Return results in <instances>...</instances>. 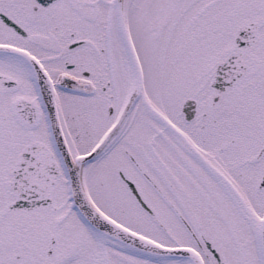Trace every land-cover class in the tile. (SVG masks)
<instances>
[{"label":"snow or ice","instance_id":"1","mask_svg":"<svg viewBox=\"0 0 264 264\" xmlns=\"http://www.w3.org/2000/svg\"><path fill=\"white\" fill-rule=\"evenodd\" d=\"M0 264H264V0H0Z\"/></svg>","mask_w":264,"mask_h":264}]
</instances>
